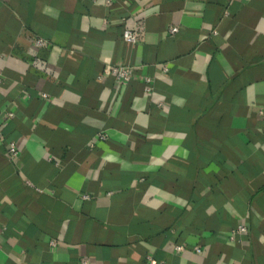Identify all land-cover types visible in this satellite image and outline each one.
Returning <instances> with one entry per match:
<instances>
[{
	"label": "crops",
	"instance_id": "1",
	"mask_svg": "<svg viewBox=\"0 0 264 264\" xmlns=\"http://www.w3.org/2000/svg\"><path fill=\"white\" fill-rule=\"evenodd\" d=\"M0 264H264V0H0Z\"/></svg>",
	"mask_w": 264,
	"mask_h": 264
},
{
	"label": "built area",
	"instance_id": "2",
	"mask_svg": "<svg viewBox=\"0 0 264 264\" xmlns=\"http://www.w3.org/2000/svg\"><path fill=\"white\" fill-rule=\"evenodd\" d=\"M106 1L110 2L111 0H106ZM176 29H177L176 25L169 26L170 32H173ZM121 37L126 41L135 42L138 39V32L135 28L124 26L121 30ZM34 42L36 45L47 44V40L41 36H37L34 39ZM164 68H167V66H165ZM106 69H107V72L111 73L113 76H115L116 78H118L121 81L128 80L131 77L132 71H133L132 65H128V64H117V65L116 64H109ZM145 80L149 83L150 78L148 76H146ZM148 83L145 85L146 90L150 89V85ZM7 114L12 115V111H7ZM10 150L12 152H16L14 144L10 145ZM84 196H87V194H84ZM244 228H245V226L243 224H239L237 226L236 230H244ZM51 243L54 244L55 240H51ZM194 247L197 249V246H194ZM175 248L181 249L182 245L176 244ZM82 261H85V258H82Z\"/></svg>",
	"mask_w": 264,
	"mask_h": 264
}]
</instances>
